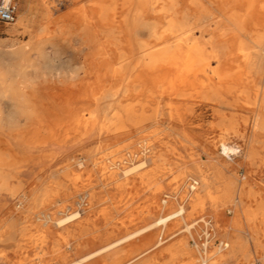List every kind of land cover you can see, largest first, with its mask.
I'll return each mask as SVG.
<instances>
[{
  "label": "rangeland",
  "instance_id": "1",
  "mask_svg": "<svg viewBox=\"0 0 264 264\" xmlns=\"http://www.w3.org/2000/svg\"><path fill=\"white\" fill-rule=\"evenodd\" d=\"M94 1L15 0L14 22L0 29V78L12 88L0 83V264H264V46L243 37L252 60L233 92L87 90L104 68L75 27ZM211 13L199 27L223 21ZM43 26L59 37L44 57ZM19 46L28 52L12 59ZM142 140L149 156L112 165Z\"/></svg>",
  "mask_w": 264,
  "mask_h": 264
},
{
  "label": "bare ground",
  "instance_id": "2",
  "mask_svg": "<svg viewBox=\"0 0 264 264\" xmlns=\"http://www.w3.org/2000/svg\"><path fill=\"white\" fill-rule=\"evenodd\" d=\"M205 1L212 8L205 5ZM212 9L220 13L223 21H215L216 27L213 29L207 28L211 21L206 27H199V23H204V19L212 14ZM40 14V17H46V11L42 10ZM78 18L75 27L77 33L93 43L92 51L98 58L94 65L104 68L102 72L96 71V79L94 78L101 84L87 90H99L105 84H112L113 90H119L123 84L127 90L130 89L128 86L136 85L143 92L162 83L168 87L177 85L183 89H192L203 96L215 93L223 86L228 92H233L235 86L242 81L243 66L252 60L248 41L243 37H247L259 53L264 46V0H97L89 5L88 11L80 12ZM64 31L62 33L66 32ZM207 31L211 32L212 38L205 35ZM54 32L43 26L37 33L36 49L40 56L45 55L47 40H58L59 37L52 34ZM144 32H147L148 38L142 37ZM100 34L103 40L98 43ZM220 48L228 50L223 59L215 54ZM7 51L12 59L20 60L28 52L25 46ZM259 58H264V51L259 54ZM111 79L115 82L107 83ZM0 83H5L3 78H0ZM1 88L3 91L12 90L5 84ZM10 97L15 98L13 94ZM147 142L148 140L140 141L135 151L124 152L112 165L123 166L136 159H145L151 152V146ZM220 146L224 151L233 149L223 140L220 141ZM146 165V160H142L135 167ZM174 216L175 211L158 217L154 224H164ZM213 254L216 255V261L222 259L219 246ZM209 258V255L201 257L205 261ZM202 262L201 264H205Z\"/></svg>",
  "mask_w": 264,
  "mask_h": 264
},
{
  "label": "built area",
  "instance_id": "3",
  "mask_svg": "<svg viewBox=\"0 0 264 264\" xmlns=\"http://www.w3.org/2000/svg\"><path fill=\"white\" fill-rule=\"evenodd\" d=\"M17 15V3L15 0H0V29L2 26L11 24L14 22ZM198 185L196 179H190V190L193 191ZM223 247L227 246V243H222ZM205 246L203 247L204 250Z\"/></svg>",
  "mask_w": 264,
  "mask_h": 264
},
{
  "label": "clouds",
  "instance_id": "4",
  "mask_svg": "<svg viewBox=\"0 0 264 264\" xmlns=\"http://www.w3.org/2000/svg\"><path fill=\"white\" fill-rule=\"evenodd\" d=\"M21 118H24L23 116H21L20 118H17V117H12L11 118V124L13 126H19L20 125V119Z\"/></svg>",
  "mask_w": 264,
  "mask_h": 264
}]
</instances>
